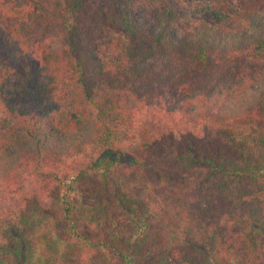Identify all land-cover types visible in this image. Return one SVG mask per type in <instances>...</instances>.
Returning <instances> with one entry per match:
<instances>
[{
  "label": "trees",
  "instance_id": "trees-1",
  "mask_svg": "<svg viewBox=\"0 0 264 264\" xmlns=\"http://www.w3.org/2000/svg\"><path fill=\"white\" fill-rule=\"evenodd\" d=\"M0 264H264V0H0Z\"/></svg>",
  "mask_w": 264,
  "mask_h": 264
},
{
  "label": "rangeland",
  "instance_id": "rangeland-1",
  "mask_svg": "<svg viewBox=\"0 0 264 264\" xmlns=\"http://www.w3.org/2000/svg\"><path fill=\"white\" fill-rule=\"evenodd\" d=\"M145 14V12L142 10V9H140L139 11H138V16L140 17V16H142V15H144Z\"/></svg>",
  "mask_w": 264,
  "mask_h": 264
}]
</instances>
